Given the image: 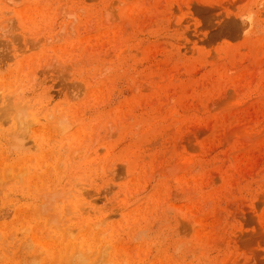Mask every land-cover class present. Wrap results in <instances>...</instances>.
Returning <instances> with one entry per match:
<instances>
[{
  "label": "rangeland",
  "instance_id": "1",
  "mask_svg": "<svg viewBox=\"0 0 264 264\" xmlns=\"http://www.w3.org/2000/svg\"><path fill=\"white\" fill-rule=\"evenodd\" d=\"M0 264H264V0H0Z\"/></svg>",
  "mask_w": 264,
  "mask_h": 264
}]
</instances>
